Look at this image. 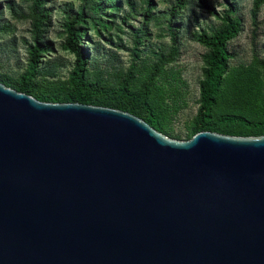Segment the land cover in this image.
I'll list each match as a JSON object with an SVG mask.
<instances>
[{
    "label": "water",
    "instance_id": "1",
    "mask_svg": "<svg viewBox=\"0 0 264 264\" xmlns=\"http://www.w3.org/2000/svg\"><path fill=\"white\" fill-rule=\"evenodd\" d=\"M0 264H264V134L174 138L0 81Z\"/></svg>",
    "mask_w": 264,
    "mask_h": 264
},
{
    "label": "trees",
    "instance_id": "2",
    "mask_svg": "<svg viewBox=\"0 0 264 264\" xmlns=\"http://www.w3.org/2000/svg\"><path fill=\"white\" fill-rule=\"evenodd\" d=\"M127 1L138 13L137 3ZM193 1L174 0L168 9L155 15L154 0H141L139 13L143 20L132 31V62L126 70L116 72L119 79L110 80L107 77L110 71L95 65L90 46L84 44V38L88 30L101 35L110 29L125 0H82L77 11L66 15L61 33L62 48L75 57L68 79L62 83H45L39 78L43 72V57L53 49L52 40L47 38L51 18L48 0H23L27 11L21 5L16 8L11 0L9 7L15 17L30 19L32 36L28 42L25 70L15 78L0 74V81L44 101L120 108L143 118L159 131L172 134L170 112L177 109V98L182 96L180 82L184 81L170 63L180 56L178 17ZM263 6L264 0H253L251 25L254 39L260 28L259 16ZM226 7L218 16L220 23L194 33L195 40L207 51L199 83V106L189 126L187 139L201 130L243 136L264 134V58L255 52L248 63H232L234 53L230 49V41L243 30V18L238 15L239 7L235 0L227 1ZM149 22L164 28L170 44L152 48L144 55ZM7 26L0 24V28L5 30ZM87 41L97 43L93 39ZM92 68L100 72L95 77ZM177 137L181 138L179 134Z\"/></svg>",
    "mask_w": 264,
    "mask_h": 264
},
{
    "label": "rangeland",
    "instance_id": "3",
    "mask_svg": "<svg viewBox=\"0 0 264 264\" xmlns=\"http://www.w3.org/2000/svg\"><path fill=\"white\" fill-rule=\"evenodd\" d=\"M15 7L22 6L27 11V4L23 0H12ZM137 3L138 13L134 11L131 4L125 0L121 12L115 16L113 26L101 35L88 30L86 39H93L97 43L91 44L84 38V44L90 46L91 56L95 65L107 69L111 73L107 77L110 80L119 79L116 72L126 70L132 62L133 36L132 31L142 23L140 15L141 0H133ZM204 1L206 3H204ZM232 0H194L189 7L178 17L180 23V56L171 64L179 71L181 81L180 93L177 98V109L170 112L171 137L187 139L189 126L194 118L199 103V83L202 78L204 65V54L207 48L195 40L194 33L203 28L209 29L212 25L220 23L219 15L226 10V2ZM11 0H0V24H8L6 30L0 28V74L17 77L25 70L28 60V42L31 40V21L24 17H15L9 7ZM155 8L153 14L168 9L174 0H154ZM239 7L238 15L243 18V30L230 41V49L234 53L233 64L248 63L257 52L264 58V6L259 16L260 28L256 39L253 38V25L251 19V8L253 0H235ZM82 0H48L51 8V18L47 27V38L52 40V51L43 57L39 78L47 82H66L73 67L75 57L64 50L61 46L63 40V22L70 12H75L81 5ZM142 3V2H141ZM118 14V12H117ZM153 16V15H151ZM149 34L145 38L146 52L158 47H166L170 44V37L161 25L154 22L148 24ZM143 48V46H142ZM255 49V50H254ZM92 68L93 76L99 71ZM116 70V71H115Z\"/></svg>",
    "mask_w": 264,
    "mask_h": 264
}]
</instances>
